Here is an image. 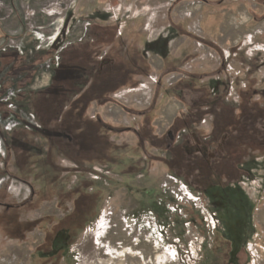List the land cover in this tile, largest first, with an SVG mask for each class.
I'll return each mask as SVG.
<instances>
[{
	"label": "rangeland",
	"instance_id": "obj_1",
	"mask_svg": "<svg viewBox=\"0 0 264 264\" xmlns=\"http://www.w3.org/2000/svg\"><path fill=\"white\" fill-rule=\"evenodd\" d=\"M0 264H264V0H0Z\"/></svg>",
	"mask_w": 264,
	"mask_h": 264
},
{
	"label": "trees",
	"instance_id": "obj_2",
	"mask_svg": "<svg viewBox=\"0 0 264 264\" xmlns=\"http://www.w3.org/2000/svg\"><path fill=\"white\" fill-rule=\"evenodd\" d=\"M204 92V91H203ZM205 93V92H204ZM215 104L214 101H208L204 104V107L207 106L206 110L208 112L206 113H213V107L212 105ZM200 106V107H199ZM197 107L201 108V105H199ZM203 107V106H202ZM199 108H197V110L199 111ZM250 113H254L255 116H253L252 114H247V115H251V116H247L245 118H247L248 120H253V122L256 120L255 118L256 117H259L260 118V114L259 112H256L254 110H251ZM223 121V120H222ZM224 122V121H223ZM242 120H241V116H238V117H228V119L225 120L224 124L220 126V131L222 132V134H225L226 138H227V146H234V148L236 147L235 143H239L240 145H243L245 143H243L242 140H238L241 136H242V130L243 129H247V127H244L242 128V126L240 127V124H241ZM243 123V122H242ZM252 123V122H251ZM250 123V124H251ZM251 126V125H250ZM251 130V128H250ZM247 133V131H246ZM235 135V136H234ZM260 136V135H259ZM235 141V142H234ZM245 146V145H244ZM228 263V262H227Z\"/></svg>",
	"mask_w": 264,
	"mask_h": 264
},
{
	"label": "flooded vegetation",
	"instance_id": "obj_3",
	"mask_svg": "<svg viewBox=\"0 0 264 264\" xmlns=\"http://www.w3.org/2000/svg\"><path fill=\"white\" fill-rule=\"evenodd\" d=\"M247 218H248V214H247Z\"/></svg>",
	"mask_w": 264,
	"mask_h": 264
}]
</instances>
